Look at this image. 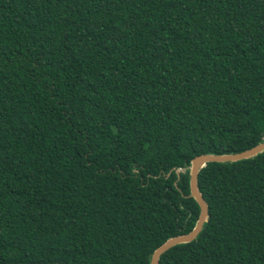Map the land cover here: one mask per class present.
Listing matches in <instances>:
<instances>
[{
	"label": "trees",
	"instance_id": "obj_1",
	"mask_svg": "<svg viewBox=\"0 0 264 264\" xmlns=\"http://www.w3.org/2000/svg\"><path fill=\"white\" fill-rule=\"evenodd\" d=\"M262 141L264 0H0V264H151ZM199 187L160 264H264V152Z\"/></svg>",
	"mask_w": 264,
	"mask_h": 264
},
{
	"label": "water",
	"instance_id": "obj_2",
	"mask_svg": "<svg viewBox=\"0 0 264 264\" xmlns=\"http://www.w3.org/2000/svg\"><path fill=\"white\" fill-rule=\"evenodd\" d=\"M264 152V141L239 152L231 153H202L195 156L190 163V196L195 198L200 206V215L194 228L188 233H180L168 238L155 249L151 256V264H160L161 256L172 247L195 240L202 232L205 223L210 218L209 204L199 187V173L209 162H234L256 157Z\"/></svg>",
	"mask_w": 264,
	"mask_h": 264
}]
</instances>
